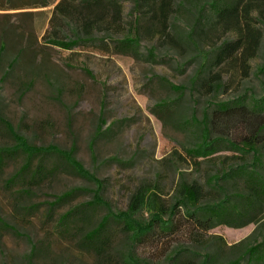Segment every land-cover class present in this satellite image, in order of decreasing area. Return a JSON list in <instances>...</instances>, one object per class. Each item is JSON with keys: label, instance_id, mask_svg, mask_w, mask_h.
Instances as JSON below:
<instances>
[{"label": "rangeland", "instance_id": "1", "mask_svg": "<svg viewBox=\"0 0 264 264\" xmlns=\"http://www.w3.org/2000/svg\"><path fill=\"white\" fill-rule=\"evenodd\" d=\"M44 1L48 6H42ZM58 1L23 0L24 4H33L15 10L9 9L8 0H0V47L3 35L11 37L0 64V114L20 135L37 146L69 149L76 145L78 160L106 180L104 196L114 211L126 209L132 188L143 181L157 182L165 199L170 200L181 179L205 183L210 175L222 172L224 155H239L222 151L214 160L202 161L200 165L187 160L185 148L194 143L196 132L191 123L184 122L193 113L201 119L210 102L238 96L252 101L264 95V0H254L253 4L251 22L260 29L261 38L248 60L247 72L241 68L224 72L226 87L217 94H206L199 85L192 92L187 90L177 108L167 115L159 114L157 105L179 96L165 79L189 86L199 65L197 52L187 37L191 5L175 9L177 13L171 19L173 45L143 38L140 54L133 56L105 54L87 46L68 51L44 42L43 35ZM34 3L37 7L30 8ZM125 15L133 21L141 16V28L149 21L147 14L136 11L130 1L125 4ZM208 24L214 26L212 17ZM144 33L143 30V36ZM237 37L232 28L225 38ZM202 43L207 49L211 41L203 35ZM151 49H156V62L148 56ZM21 50L16 68L3 76ZM210 67L212 71L219 70L217 66ZM98 127L103 132L95 137ZM14 144L1 127L0 145ZM236 157L239 158L232 162L246 158L252 162L250 156ZM22 158L9 162L0 179V220L15 229H7L0 221V264H95L92 253L79 248L69 235L56 231L60 215L72 206L91 201L92 194L81 193L69 203L53 206L56 195L79 187L93 189L94 183L77 176L56 156L48 155L43 157V163L55 169L54 175L30 197H22L17 189L4 185L21 166ZM104 214V209L93 211L92 221ZM145 217L148 218L147 213ZM111 226L115 248L125 251L129 247L128 236L121 226ZM255 231L256 237L264 233V214L258 224L242 228L217 226L204 241L211 249L218 238L230 246ZM34 244L37 253L32 256ZM153 247L142 245L137 250L144 259L168 264V254L183 247L194 249V244L186 233L179 231L158 249ZM204 249L198 248L200 253Z\"/></svg>", "mask_w": 264, "mask_h": 264}, {"label": "trees", "instance_id": "2", "mask_svg": "<svg viewBox=\"0 0 264 264\" xmlns=\"http://www.w3.org/2000/svg\"><path fill=\"white\" fill-rule=\"evenodd\" d=\"M128 1L133 2L136 11L143 10L147 14L149 21L145 27L140 26L141 16L134 21L126 18L125 4ZM197 1L59 0L43 40L68 51L87 46L105 54L137 56L143 38L173 45L175 39L171 35V19L177 13L175 9L191 5V27L187 37L197 52L199 65L189 86L175 85L165 79L169 88L179 96L174 101H163L157 105L159 114L167 115L177 108L187 90L192 92L199 85L206 94H217L226 87L224 72L238 68L247 72L248 60L260 42V29H256L251 22L254 0ZM8 2L11 4L9 9L15 10L33 4H24L23 0ZM42 6H48V2L44 1ZM32 7H37V3ZM210 14L214 26L208 24ZM232 28L238 37L228 40L225 37ZM203 35L211 41L207 49L202 43ZM10 38V35L2 37L0 64ZM155 50L148 52L154 62L157 60ZM21 52L10 61L3 76L16 68ZM211 65L219 67V70L212 71ZM189 123L196 136L194 143L185 148L187 160L200 165L202 161L214 160L222 151L239 155H224L222 172L210 175L205 183L181 179L170 200L165 199L157 182L143 181L132 188L126 209L114 211L104 196L106 180L78 160L76 145L69 149L56 145H34L1 114L0 129L3 127L15 144L0 145V179L9 162L23 157L21 166L5 180L4 185L11 190L17 189L16 193L28 198L54 175L55 169L47 168L43 163V157L53 155L77 176L94 183L93 189L79 187L56 195L53 206L69 203L81 193L92 194L91 201L72 206L60 215L56 231L69 235L79 248L92 253L95 264H158L142 258L137 248L152 245L158 249L179 231L188 235L194 249H175L167 255L168 264H264V233L256 237L255 231L230 246L218 238L213 242L212 249L204 241L210 230L217 226L242 228L258 224L264 214V95L252 101L238 96L210 102L204 116L198 119L193 113L192 118L184 122L185 125ZM102 132V127H98L95 137ZM240 155L250 156L252 162L249 163L247 158L242 162H232ZM98 209H104L105 214L93 222L91 214ZM3 224L7 229L15 230L7 223ZM112 224L121 226L128 236L129 247L125 251L115 248ZM198 248H205V252L200 253ZM36 253L37 244H34L31 255Z\"/></svg>", "mask_w": 264, "mask_h": 264}]
</instances>
